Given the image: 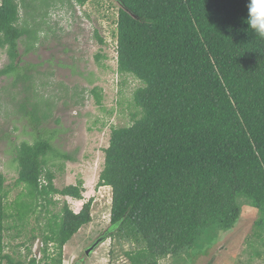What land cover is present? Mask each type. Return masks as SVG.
Wrapping results in <instances>:
<instances>
[{"label": "trees", "instance_id": "1", "mask_svg": "<svg viewBox=\"0 0 264 264\" xmlns=\"http://www.w3.org/2000/svg\"><path fill=\"white\" fill-rule=\"evenodd\" d=\"M112 1L117 70L140 85L128 103L130 120L112 127L105 148L98 184L112 188L107 237L134 246L125 252L129 264H159L189 256L230 230L248 206L259 211L255 224L264 242V38L247 24L249 0ZM33 2L1 0L0 47L10 63L0 75L25 76L18 71L27 66L15 62L19 44L30 51L41 32L36 21V27H19V7L35 8ZM93 93L100 103L98 88ZM48 114L50 109L43 118ZM36 119L33 126L41 122ZM52 150L50 137L17 148L16 184L26 192L11 203L0 173V264H64V246L92 221L93 199L79 212L65 203L40 228L41 259L4 253L8 209L25 219L40 198L48 204L56 194L82 198V181L55 186V173L45 167ZM51 242L57 254L49 251Z\"/></svg>", "mask_w": 264, "mask_h": 264}, {"label": "rangeland", "instance_id": "2", "mask_svg": "<svg viewBox=\"0 0 264 264\" xmlns=\"http://www.w3.org/2000/svg\"><path fill=\"white\" fill-rule=\"evenodd\" d=\"M48 1L49 6L45 0H34L35 8L19 7V27H36V21L41 32L30 51L26 52L23 42L19 44L21 55L15 62L27 66L18 71L25 76L16 75L17 72L0 75V173L7 177L10 192L6 202L11 203L20 192H26L24 185L16 184L17 148L23 142L34 144L50 137L52 158L45 167L55 173L54 184L59 189L82 181V198L56 194L53 204L40 198L36 209L25 219H18L14 208L8 209L4 253L15 260L27 261L30 256L41 259L45 255L42 225L65 203L79 212L85 202L93 199L92 221L64 246V264H129L125 252L134 246L128 242L107 237L89 255L86 250L111 227L112 188L98 182L111 129L130 120L128 103L140 82L117 70V40L113 32L118 13L112 0H89L85 4L74 0ZM95 30L105 43H100ZM97 54L102 56L98 59ZM8 63L10 57L0 47V70ZM95 88L102 95L100 103L93 93ZM48 109L50 114L43 118ZM37 116L41 122L33 126ZM23 198L29 199L26 194ZM259 215L257 209L244 206L233 228L206 240L189 256L168 257L159 264H264V242L255 224ZM48 248L57 254L54 243H49Z\"/></svg>", "mask_w": 264, "mask_h": 264}, {"label": "clouds", "instance_id": "3", "mask_svg": "<svg viewBox=\"0 0 264 264\" xmlns=\"http://www.w3.org/2000/svg\"><path fill=\"white\" fill-rule=\"evenodd\" d=\"M247 24L254 34L264 38V0H249Z\"/></svg>", "mask_w": 264, "mask_h": 264}, {"label": "water", "instance_id": "4", "mask_svg": "<svg viewBox=\"0 0 264 264\" xmlns=\"http://www.w3.org/2000/svg\"><path fill=\"white\" fill-rule=\"evenodd\" d=\"M107 231L100 236L87 250L86 253L89 255L100 243H102L107 238ZM78 264V263H77Z\"/></svg>", "mask_w": 264, "mask_h": 264}, {"label": "crops", "instance_id": "5", "mask_svg": "<svg viewBox=\"0 0 264 264\" xmlns=\"http://www.w3.org/2000/svg\"><path fill=\"white\" fill-rule=\"evenodd\" d=\"M162 261V260H161Z\"/></svg>", "mask_w": 264, "mask_h": 264}]
</instances>
